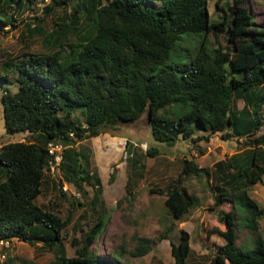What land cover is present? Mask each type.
Here are the masks:
<instances>
[{"label":"trees","instance_id":"obj_1","mask_svg":"<svg viewBox=\"0 0 264 264\" xmlns=\"http://www.w3.org/2000/svg\"><path fill=\"white\" fill-rule=\"evenodd\" d=\"M36 1L0 0L1 27L15 26L14 16L32 10ZM69 3L71 26L63 22L43 33L35 24L26 25L28 35H42L48 51L22 53L0 62L4 133L32 136V140L0 146V240L27 244L40 240L53 250V260L47 264H127L117 255H98L90 249L105 226L103 214L80 233L82 244L74 249L76 256L66 259L60 240L68 221L37 205L35 199L51 158L46 144L59 141V179L50 177L58 195L64 197L63 182L75 190L88 184L94 187L96 201L100 180L88 168L89 150L78 148L77 143L145 112L153 140L168 146L182 139L208 140L214 132H220L222 139L246 140L248 148L212 164L216 178L225 183L230 176L227 183L235 188L230 187L227 196L220 181L209 186L212 204L207 210L224 200L230 209L218 210L225 226L218 233L224 242L216 245L207 264H264V237L254 235L251 246L240 249L234 226L235 204L243 209V224L250 232L262 213L245 191L247 184L259 182L264 175L260 149L264 131L255 135L263 125L264 25L253 23L252 0H225L228 13L215 2L223 12L219 21L209 19L207 0H49L42 9L49 15ZM82 15L92 24L82 25L75 41L64 42L78 30L74 24ZM220 33L226 45H211L207 36L216 38ZM187 37L198 38L192 52L180 44ZM234 97L242 100V108L233 107ZM144 152L153 157L157 151L150 147ZM211 173L184 156L172 183L164 191L153 187L149 192L164 195L171 219L180 220L198 204L181 181L187 176H203L207 181ZM112 179L110 175L108 181ZM172 220L163 226L160 239H167L174 229ZM135 241L131 256L144 254L152 243L144 237ZM189 251V234L180 229L176 242H170L173 263L187 264ZM0 264L16 263L8 258Z\"/></svg>","mask_w":264,"mask_h":264},{"label":"rangeland","instance_id":"obj_2","mask_svg":"<svg viewBox=\"0 0 264 264\" xmlns=\"http://www.w3.org/2000/svg\"><path fill=\"white\" fill-rule=\"evenodd\" d=\"M48 1L37 0L31 6L32 10H23L20 15L16 14L15 21L11 22L15 26L0 25V62L15 58L22 53L48 51L42 35L27 34L28 23L35 24L43 33H50L63 22L72 25L71 19H74L70 11L72 3L68 6L56 7L53 14L45 15L42 7ZM107 1L109 0H101L102 3ZM224 1L207 0L210 20H220L223 12L215 7V2L226 9L223 5ZM252 4L253 23L264 25V2L252 0ZM91 24V20H87L82 15L74 24L78 26V30L67 35L64 42L75 41V37L81 33V26L88 28ZM207 37L213 46L226 45L223 33L216 38L212 35ZM180 44L192 52L198 45V38L187 37ZM64 47L67 49L66 46ZM1 94L0 91V146L7 142L32 140V136L24 132L11 135L4 133ZM232 105L235 109H240L243 106L242 100L234 97ZM261 110L263 125L255 135L264 131V104ZM73 116L76 117L77 113L75 112ZM194 135H199V132H195ZM220 135L217 132L211 134L214 144H210L209 141L205 144L206 142L201 140L199 141L201 144L192 143L190 140L182 139L168 146L153 140L146 114L143 112L132 122L119 123L114 130H107L78 142V148L89 150L88 168L94 170L100 180L101 190L97 200L94 201V187L88 184H83L81 190H75L65 183L69 189L62 191L64 193L62 198L58 195L57 187L53 186L49 174H44L40 193L35 199L37 205L53 211L60 219L68 221L60 240L64 257L68 259L76 256L74 249L82 244L79 239L80 233L95 222L97 215L103 214V217L107 216L105 226L90 246V249L95 250L98 255L114 254L127 264H174L170 254V242H176L178 231L182 229L189 234L190 251L187 264H207L216 251V245L224 242V238L218 233L223 232L225 228L219 219L218 210L227 212L230 209V203L224 200L219 207L213 208L212 211L207 210L212 204L209 186L217 185L220 181L216 178L218 172L213 171L212 163L248 148L244 138L231 137L220 140ZM150 147H155L157 151L153 157L146 156L144 152ZM260 149L264 153V147ZM204 152L207 154L203 157ZM184 156L191 158L197 166L206 167L212 173L207 181L203 176L183 178L181 185L198 199V204L190 208L180 220H172L164 206V195L149 192V188L155 187L164 191L176 178L180 160ZM110 175L113 176L111 182L108 181ZM219 185L227 196L235 188V185L221 181ZM230 187L233 189L230 190ZM245 191L259 207H262V213L256 219V229L250 232L243 224L245 215L243 209L239 208L231 198L236 211L234 213L235 244L243 250L251 246L254 235L264 237V175L259 182L247 184ZM73 192L79 196H73ZM171 220L175 225L174 229L168 233L167 239H160L163 226ZM138 237L150 239L152 243L144 254L131 256L130 251L133 250ZM44 245L40 240L33 241L32 244L9 240V246L0 252V255H4L3 258L0 256V263L10 258L16 264H47L53 260L54 254L52 249Z\"/></svg>","mask_w":264,"mask_h":264},{"label":"built area","instance_id":"obj_3","mask_svg":"<svg viewBox=\"0 0 264 264\" xmlns=\"http://www.w3.org/2000/svg\"><path fill=\"white\" fill-rule=\"evenodd\" d=\"M61 145L59 143H47L46 150L48 155L51 156V158H48L46 161V168L45 172L49 174V176L54 180L58 181L59 179V169H58V164L60 161V153H61ZM69 189L68 185L65 183L61 184V190L62 191H67ZM73 196H78L75 195L74 192L72 193ZM7 242L0 240V247L1 246H6ZM1 258H3V255H0Z\"/></svg>","mask_w":264,"mask_h":264},{"label":"clouds","instance_id":"obj_4","mask_svg":"<svg viewBox=\"0 0 264 264\" xmlns=\"http://www.w3.org/2000/svg\"><path fill=\"white\" fill-rule=\"evenodd\" d=\"M26 133V132H25ZM214 133H216V132H214ZM217 133H220V132H217ZM28 134V133H27ZM213 134V133H212ZM211 135V134H210ZM220 137H221V135H220ZM229 138H231V137H229ZM228 138V139H229ZM232 138H234V137H232ZM208 140H201V141H205L206 143H208L207 141H209V136H208V138H207ZM227 139V138H226ZM235 139V138H234ZM238 139V138H237ZM221 140H225V139H222L221 138ZM200 141V140H199ZM199 141H197V142H199ZM49 143V142H48ZM51 143H59L60 145H61V147H62V144L59 142V141H51ZM46 146H47V144H46ZM208 150L210 149L209 147H206ZM61 150H62V148H61ZM60 156H61V153H60ZM226 157H228V156H226ZM226 157H224L223 159H220V160H224ZM61 159V158H60ZM217 161H219V160H217ZM214 162H216V161H214ZM213 162V163H214ZM212 163V164H213ZM45 168H46V166H45ZM206 168V167H205ZM44 174H47L46 172H45V169H44ZM48 175V174H47ZM49 176V175H48ZM63 183H65V182H63ZM78 196H79V194H78ZM78 196H76V197H78ZM12 240V239H11ZM15 240V239H14ZM2 241H6L7 242V245L6 246H1L0 248H6V247H8L9 246V240H2ZM1 255H3V254H1ZM3 257H4V255H3Z\"/></svg>","mask_w":264,"mask_h":264},{"label":"crops","instance_id":"obj_5","mask_svg":"<svg viewBox=\"0 0 264 264\" xmlns=\"http://www.w3.org/2000/svg\"><path fill=\"white\" fill-rule=\"evenodd\" d=\"M214 134V133H213ZM221 140V139H220ZM209 142H210V144H214L215 142H213V140H212V137H211V135L209 136ZM199 144H201L200 142H199ZM205 144H207V143H205ZM199 146H201V145H199ZM209 151H211V149H209ZM208 151V152H209ZM207 152V151H206ZM206 152H204L203 154H202V156L204 157V156H206V154L208 153H206ZM213 152V151H212ZM215 161H217V160H215ZM228 181H230V176L229 177H227V180H226V182L225 183H227Z\"/></svg>","mask_w":264,"mask_h":264}]
</instances>
